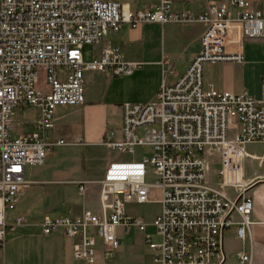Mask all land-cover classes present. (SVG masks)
Returning <instances> with one entry per match:
<instances>
[{
	"label": "built area",
	"instance_id": "obj_1",
	"mask_svg": "<svg viewBox=\"0 0 264 264\" xmlns=\"http://www.w3.org/2000/svg\"><path fill=\"white\" fill-rule=\"evenodd\" d=\"M172 4L158 0L154 7L131 11L115 0H0V248L7 233L25 223L21 216L8 222L7 212L35 183L27 168L43 165L55 147L67 145L49 135L56 108L84 103L85 71L120 75L138 66L110 47L84 62L83 46L102 43L123 24L146 23L203 26L200 51L173 83L162 80L152 100L122 104L119 128L106 130L101 142L116 156L100 181L97 210L45 213L42 232L61 230L72 239L76 261L107 259L120 245L117 227L145 230L144 220L129 215L126 205L146 203L157 190L160 212L152 224L159 241L144 236L155 252L152 264H224L223 233L234 225L237 239L248 240L253 201L240 184L239 160L246 144L264 143V98L204 84L203 68L242 63L244 40L264 38V11L248 0L209 4L200 13L175 11ZM29 107L39 117L29 130L14 133L16 113ZM144 146L151 147L150 156L121 157ZM206 158L220 164L218 187L207 181ZM148 175L154 182H147ZM77 183L82 196L86 182ZM225 187L234 188L235 196L220 191ZM237 258L251 263L250 253L238 252Z\"/></svg>",
	"mask_w": 264,
	"mask_h": 264
},
{
	"label": "crops",
	"instance_id": "obj_2",
	"mask_svg": "<svg viewBox=\"0 0 264 264\" xmlns=\"http://www.w3.org/2000/svg\"><path fill=\"white\" fill-rule=\"evenodd\" d=\"M115 1L127 4L131 11L154 7L158 2V0ZM172 1L175 11L200 13L209 4H226L229 0ZM248 1L252 8L264 11V0ZM231 10L233 13L236 11L235 8ZM202 31L203 26L198 24L146 23L136 28L123 24L119 32L108 34L102 43L94 46L92 57L99 54L103 48L110 47L120 50L125 61L138 63V66L130 74L120 75H114L110 69L85 71L84 103L77 106H65L71 107L72 116L64 121H61L58 116L59 109L63 106L57 107L54 112L55 120L52 131L56 126H62L71 144L102 146L101 142L106 130L118 129L121 124L122 104L126 102L145 103L152 100L163 79L171 84L185 72L192 59L200 51ZM242 50L244 58L240 64H207L205 66L207 84H211L217 90L230 91L235 94L246 92L254 99H262L264 98V38L244 40ZM167 69L168 72L164 76V70ZM85 83L88 84L87 87ZM38 117L39 111L33 107L18 111L15 121L17 123L18 120L20 127L14 126L13 132L18 134L29 130L31 123ZM108 120L112 123L110 127L107 125ZM52 131L49 134L51 139L65 140L61 135H52ZM216 164L220 165L217 159L206 158L207 181L214 187H218L220 182L219 178L217 181L214 180L218 175V172L213 170V165ZM239 166L240 184L253 201L250 216L252 223L249 226L248 240L245 242L237 239L235 225L224 231L223 243L226 259L228 255L237 257V253L243 251L251 254L250 264H264V143L246 144L240 155ZM79 181L86 182L85 194L82 196L78 194L77 182ZM79 181L73 180L72 182L77 185V194L82 197V202L71 204L67 211L63 212L56 210L58 206H52L51 208L56 210V215L51 216L78 215L85 209L97 210L99 192L95 196L93 188L88 186L90 181ZM220 191L230 197L236 194L232 187L221 188ZM155 193H157L158 200L159 192L155 190L152 195ZM126 212L133 215L127 209ZM45 213L48 212L45 211L43 214ZM17 216L23 217L25 223L15 231L7 233L4 245L0 248V264H152L151 260L155 252L149 249L144 240L145 230L141 232L132 227L125 232L122 227H117L116 236L120 245L115 255L104 260L100 258L94 263H86L73 258V240L66 238L61 230L45 235L42 232L41 219L29 228L23 215H10L9 217ZM235 220H239V217L235 216ZM17 230L21 233H17ZM146 234H149L153 241H159L156 229ZM97 248L100 251V247Z\"/></svg>",
	"mask_w": 264,
	"mask_h": 264
},
{
	"label": "rangeland",
	"instance_id": "obj_3",
	"mask_svg": "<svg viewBox=\"0 0 264 264\" xmlns=\"http://www.w3.org/2000/svg\"><path fill=\"white\" fill-rule=\"evenodd\" d=\"M94 46H83V60L89 62L92 60V51ZM232 63V62H228ZM236 64V63H235ZM206 66V65H205ZM205 66L203 68L204 84H207L208 77ZM85 83V87H87ZM71 107H61L59 109V119L64 121L72 116ZM15 127H20L18 120L14 122ZM111 121H107V125L111 126ZM63 125V124H62ZM144 130H138L139 135H143ZM54 136H63L67 145L55 147L53 152L49 154L43 165L27 168V177L38 182L30 184L16 207L7 212L8 221H12L10 215H23L30 228L31 225L37 223L45 211L50 215H56L55 211H67L71 204H80L82 197L77 194V185L72 181L88 180V186L93 188V194L100 191V181L103 177L104 169L107 162L115 158L116 152L108 150L104 146L95 145H77L71 144L68 135L64 134V128L56 126L52 131ZM152 154L151 147L144 146L137 148L133 154H123L122 158L129 159L131 157L138 158L141 155L150 156ZM220 165H213L214 172H218ZM219 176L214 179L217 181ZM147 182H154L155 176L148 175ZM91 190V189H90ZM89 190V192H90ZM155 191V190H154ZM157 193L152 195V199L143 204L130 203L126 205L127 211L135 216L143 218L147 227L144 233H150L155 227L152 222L160 212V205L157 201ZM59 198V199H58ZM60 204H59V202ZM52 206H58L56 210ZM17 233H21L17 230ZM242 248V247H241ZM224 264H240L235 255H228Z\"/></svg>",
	"mask_w": 264,
	"mask_h": 264
}]
</instances>
